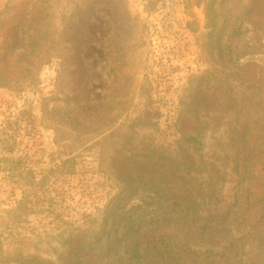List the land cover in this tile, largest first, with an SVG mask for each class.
Here are the masks:
<instances>
[{
  "label": "rangeland",
  "instance_id": "rangeland-1",
  "mask_svg": "<svg viewBox=\"0 0 264 264\" xmlns=\"http://www.w3.org/2000/svg\"><path fill=\"white\" fill-rule=\"evenodd\" d=\"M90 1L76 0V7L85 5L91 18L84 28L83 59L91 89L84 112L58 101L63 80L61 61L56 58L41 66L36 82L24 90L0 88V168L5 159L16 162L39 184L37 195L29 189L33 195L24 211L18 212L20 219L7 218L5 212L17 210L24 197L22 189L0 170V248L11 255L20 250L42 253L55 264L54 256H47L58 245L56 236L102 228L127 184L112 142L124 144L130 138L135 143L173 146L180 137V111L190 104L199 79L222 63L231 68L236 61L253 58L242 57L256 39L249 20L244 21L240 35L228 34V20L239 13L236 5L248 0H226L223 10H219L218 0L220 17L215 30L208 27V3L204 0H173L170 9L164 0H151L156 3L154 9L148 6L150 0H118L120 13L104 5L93 8ZM57 12L63 30L64 5ZM10 41L13 47L20 44L18 30ZM218 43L220 49L224 46L223 59ZM71 83L75 89L80 79L73 78ZM231 84L238 91L239 84ZM198 118L203 130V162L196 178L208 192L215 189L216 195L220 191L226 194L234 167L228 130L216 112L199 110ZM113 133L112 140H105ZM142 164L147 167L141 168ZM152 169L156 171L147 161L130 169L131 176L141 172V177L137 194L126 203L127 211L163 201L166 196L158 193L163 190L161 185L188 189L172 176H163L159 182ZM223 173L229 177L222 190ZM2 220H8V229L2 228ZM238 252L231 249L207 264H231Z\"/></svg>",
  "mask_w": 264,
  "mask_h": 264
},
{
  "label": "trees",
  "instance_id": "trees-1",
  "mask_svg": "<svg viewBox=\"0 0 264 264\" xmlns=\"http://www.w3.org/2000/svg\"><path fill=\"white\" fill-rule=\"evenodd\" d=\"M204 1L208 3V27L215 30L220 17L218 0ZM220 1L219 10H223L226 0ZM117 2L91 0L88 5L93 8L104 5L120 13L121 5ZM147 3L154 9V1ZM61 5H64L63 30L57 23ZM84 6L76 7V0H0V88L24 90L36 82L39 68L56 58L61 61L63 80L58 101L84 112L91 91L83 59L84 28L91 18ZM152 9L147 7V11ZM235 10L239 13L230 17L233 22L228 20V34L240 35L244 21L249 20L256 39L242 57L253 58L243 63L236 61L231 68L222 63L199 79L190 104L180 111L177 121L180 137L173 146L142 144L141 140L135 143L130 138L124 144L112 142L119 164L123 165L121 177L127 184L102 228L93 232L78 229L56 236L58 245L47 256H54L55 264H207L219 260L231 249L240 250L231 264H264V0L238 3ZM226 23L225 20L220 31L224 32ZM17 30L20 44L13 47L10 39ZM219 47L218 43V53L223 59L224 46ZM76 77L80 84L74 89L71 80ZM231 82L239 84L238 91ZM199 110L218 113L220 124L228 130L234 167L226 194L220 191L216 195L215 189L208 192L196 178L203 162ZM115 135L105 140H112ZM4 161L0 170L22 189L24 197L17 210L5 215L20 219L18 212L24 211L33 195L29 189L33 188L37 195L39 184L34 183L32 173L18 168L16 162ZM146 161L156 167L151 172L158 176L159 182L163 176H172L188 189L161 185L163 190L158 193L166 196L163 201L127 211L126 203L137 194V179L141 177V172L133 177L129 171L138 162ZM227 177L226 173L220 176L222 190ZM7 221L2 220L3 229L9 228ZM0 264H53V260L44 258L42 253L25 254L20 250L11 255L0 248Z\"/></svg>",
  "mask_w": 264,
  "mask_h": 264
},
{
  "label": "built area",
  "instance_id": "built-area-1",
  "mask_svg": "<svg viewBox=\"0 0 264 264\" xmlns=\"http://www.w3.org/2000/svg\"><path fill=\"white\" fill-rule=\"evenodd\" d=\"M164 2L167 9H170L174 5L173 0H164Z\"/></svg>",
  "mask_w": 264,
  "mask_h": 264
}]
</instances>
